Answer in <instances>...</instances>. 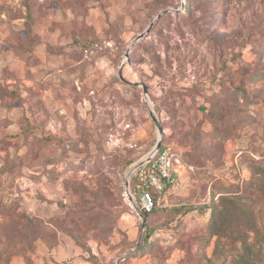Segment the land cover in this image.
Returning <instances> with one entry per match:
<instances>
[{"label": "rangeland", "instance_id": "374dc122", "mask_svg": "<svg viewBox=\"0 0 264 264\" xmlns=\"http://www.w3.org/2000/svg\"><path fill=\"white\" fill-rule=\"evenodd\" d=\"M158 139L182 161L141 249ZM139 240L119 264H264V0H0V264Z\"/></svg>", "mask_w": 264, "mask_h": 264}, {"label": "built area", "instance_id": "2783aa9c", "mask_svg": "<svg viewBox=\"0 0 264 264\" xmlns=\"http://www.w3.org/2000/svg\"><path fill=\"white\" fill-rule=\"evenodd\" d=\"M135 149L142 151L143 146L135 145ZM138 161L142 163L131 173L126 194L135 200L130 188V178L134 175L139 196L136 207L147 214L154 207L165 204L164 194L177 185V165L182 159L171 147L161 145L158 149L151 148Z\"/></svg>", "mask_w": 264, "mask_h": 264}, {"label": "water", "instance_id": "95a60500", "mask_svg": "<svg viewBox=\"0 0 264 264\" xmlns=\"http://www.w3.org/2000/svg\"><path fill=\"white\" fill-rule=\"evenodd\" d=\"M165 12H166V11H163L162 13H160V14L156 17V19H158V18H159L162 14H164ZM152 25H153V23H151V24L148 26V28L146 29V31H145L144 33L139 34V35L136 37V39H135V41L133 42V44H134L136 41L140 40L142 37H144V35L150 31V28L152 27ZM137 84L142 86L143 93H146V92H147V87H146V85H144L143 83H137ZM148 106H149V105H148ZM149 115H150L152 121L154 122L155 126L157 127L159 134L161 135V133H162V128H161V126H160V123H159L158 119H157V118L155 117V115L153 114V111H152V109L150 108V106H149ZM160 146H161V139H158V140H157V143H156V145H155V148L158 149ZM141 163H142V161H138V162L134 163V164L132 165L131 169L128 171L127 179H126L127 191H128V187H129V177H130L131 173L133 172V170H134L136 167H138ZM137 210H138L139 216L141 217V237H142V234H143V232H144L145 229H146V223H147V222H146V217H147V214L144 213V212H142V211H140L138 208H137ZM140 246H141V240H139V241L137 242L136 247H135L132 251H130L128 254H126V255L120 257V258L116 261V264H119L122 260H124L125 258H127L129 255L135 253V252L139 249Z\"/></svg>", "mask_w": 264, "mask_h": 264}, {"label": "trees", "instance_id": "16d2710c", "mask_svg": "<svg viewBox=\"0 0 264 264\" xmlns=\"http://www.w3.org/2000/svg\"><path fill=\"white\" fill-rule=\"evenodd\" d=\"M130 188H131V191H132V193H133V195H134V198H135L137 201H139V199H138L139 196H138V192H137V179H136V177H135L134 175L131 176V178H130ZM165 201H166V199L164 200L163 203L166 204ZM165 204H162V205H159V206L154 207L149 213H147V217L151 216L152 214H154L155 212H157L159 209H161V208H165V207H166ZM163 206H165V207H163ZM149 236H150V232H149L148 229L146 228V235H145L144 243H143L141 249L144 248V245L146 244L147 239L149 238ZM242 264H250V263L244 262V263H242ZM252 264H253V263H252Z\"/></svg>", "mask_w": 264, "mask_h": 264}]
</instances>
